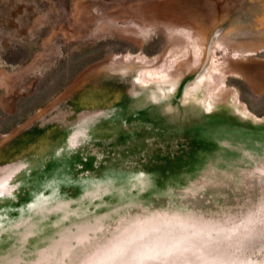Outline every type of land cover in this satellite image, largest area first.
Wrapping results in <instances>:
<instances>
[{
	"label": "rangeland",
	"instance_id": "obj_1",
	"mask_svg": "<svg viewBox=\"0 0 264 264\" xmlns=\"http://www.w3.org/2000/svg\"><path fill=\"white\" fill-rule=\"evenodd\" d=\"M262 127L264 0H0V264H264Z\"/></svg>",
	"mask_w": 264,
	"mask_h": 264
},
{
	"label": "water",
	"instance_id": "obj_2",
	"mask_svg": "<svg viewBox=\"0 0 264 264\" xmlns=\"http://www.w3.org/2000/svg\"><path fill=\"white\" fill-rule=\"evenodd\" d=\"M246 138L242 140L243 146L246 148H249L250 150H253L252 153L254 154L253 161L251 162L254 169H263L264 167V127L257 128L255 131L252 132L253 137H247V132L245 133ZM251 135V134H250ZM248 138V139H247ZM245 163V161H244ZM249 163V161H248ZM245 165V164H244ZM149 224L147 226H143L142 229L137 230L134 234V236L130 237L128 241L122 246H120V249H108L105 252L101 253L97 256L99 259L100 264H118V261H125L128 262L129 260L132 262V264H148L150 260H156L155 262L159 261V264H167V260L163 259L162 257L165 256V254L161 251L163 242L160 241L159 244H154L153 249L146 244L144 245L145 239H142V237H149L146 235V230ZM152 226V225H151ZM153 227V226H152ZM143 231V232H142ZM142 242V243H141ZM140 243V244H138ZM155 243H158L157 241ZM174 247H172L169 251L165 252L166 257L167 255H170L169 253L179 252V251H186L188 247L186 248H177L179 247V244H174ZM177 246V247H176ZM183 246V245H182ZM161 248V249H160ZM177 248V249H176ZM17 253L10 254L9 258L6 259L7 263H9V260H14V262L17 260ZM162 260H161V259ZM119 259V260H118ZM49 261V259L47 260ZM46 261V262H47ZM131 264V263H128Z\"/></svg>",
	"mask_w": 264,
	"mask_h": 264
},
{
	"label": "bare ground",
	"instance_id": "obj_3",
	"mask_svg": "<svg viewBox=\"0 0 264 264\" xmlns=\"http://www.w3.org/2000/svg\"><path fill=\"white\" fill-rule=\"evenodd\" d=\"M128 74L127 73H124L123 74V76H127ZM206 82V79H205V74H203V75H201V76H199L194 82H193V84H189L188 85V87H187V93H189V94H194V93H197V89H198V87H200L203 83H205ZM174 92V91H173ZM205 102H207L206 100H205ZM208 103V102H207ZM211 105V104H210ZM97 116V115H96ZM46 216H43L42 218L43 219H40L39 221H38V223L41 221V220H44V218H45ZM38 223H34V224H38ZM37 227L34 225V226H31V227H29L28 229H26L23 233H20L21 234V236H20V239H23V238H25L29 233L28 232H31V230H34V229H36ZM19 239V238H18ZM16 241H17V239H16ZM17 242H15L14 243V249H15V251H16V248H17V244H16ZM15 253V252H14ZM10 254H12V253H10Z\"/></svg>",
	"mask_w": 264,
	"mask_h": 264
},
{
	"label": "crops",
	"instance_id": "obj_4",
	"mask_svg": "<svg viewBox=\"0 0 264 264\" xmlns=\"http://www.w3.org/2000/svg\"><path fill=\"white\" fill-rule=\"evenodd\" d=\"M65 140H66V139H65ZM73 165H74V164H73L72 162H67V161H66V168H65V169H74V168H72V167H74ZM39 202H40V201H39ZM18 204H20V205L18 206ZM18 204H14V206H13V207H14V208H13L14 210H16V209H18V208H21V207L23 206V203H18ZM9 205L12 206V204H9ZM4 210H5V208H3V207L0 209V223H1V224L3 223V219H2V218H3V212H5ZM17 213L19 214L18 211H17ZM19 215H20V214H19ZM19 215H18V216H19ZM16 217H17V216H16Z\"/></svg>",
	"mask_w": 264,
	"mask_h": 264
}]
</instances>
